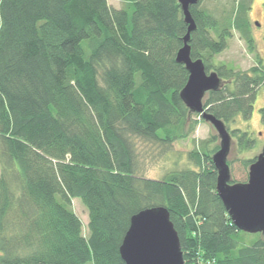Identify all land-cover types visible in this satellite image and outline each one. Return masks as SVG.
Segmentation results:
<instances>
[{
  "label": "trees",
  "instance_id": "trees-1",
  "mask_svg": "<svg viewBox=\"0 0 264 264\" xmlns=\"http://www.w3.org/2000/svg\"><path fill=\"white\" fill-rule=\"evenodd\" d=\"M223 4L190 6L189 42L193 59L223 80L204 107L229 129L252 117L264 61L247 70L213 62L233 30L256 50L253 0ZM187 31L179 0H0V264H126L131 217L158 205L170 211L186 264H264V238L244 244L217 192L219 142H197L194 166L140 174L138 142L170 146L190 136L195 116L205 121L180 95ZM230 131L239 150L255 148L248 131ZM74 198L88 210V235Z\"/></svg>",
  "mask_w": 264,
  "mask_h": 264
},
{
  "label": "water",
  "instance_id": "water-1",
  "mask_svg": "<svg viewBox=\"0 0 264 264\" xmlns=\"http://www.w3.org/2000/svg\"><path fill=\"white\" fill-rule=\"evenodd\" d=\"M199 1L179 0L188 31L176 59L185 64L189 71L188 81L180 95L192 112L201 114L217 131L219 148L212 156L217 170V192L234 225L247 233L259 232L264 238V147L249 166L248 180L232 182L228 161L233 135L223 120L204 107L207 92L219 89L223 80L217 71L207 72L202 58L193 59L191 55L189 41L197 24L190 6ZM120 253L126 264H186L178 231L171 220L169 209L163 205L147 207L131 217Z\"/></svg>",
  "mask_w": 264,
  "mask_h": 264
},
{
  "label": "rangeland",
  "instance_id": "rangeland-1",
  "mask_svg": "<svg viewBox=\"0 0 264 264\" xmlns=\"http://www.w3.org/2000/svg\"><path fill=\"white\" fill-rule=\"evenodd\" d=\"M109 3L120 8L124 4V0H108ZM228 0H205L209 8L219 12L224 8V4ZM232 1V0H229ZM227 7L229 4H225ZM251 32L256 42V50L251 52L245 40L241 37L238 30H233L232 36L229 38L227 48L213 58L215 64H227L228 67L236 70H247L257 63V56H260L264 61V0H253L250 10ZM264 107V85L259 89L255 109L250 119L246 120L241 116H237L229 123V129L240 128L248 131L256 141L255 148L241 151L237 145V138L232 137L231 151L229 159L232 160L231 172L232 177L236 181H247L249 174V166L244 163L245 159L252 158L258 155L264 147V124L261 119L260 108ZM197 120L195 130L189 137L178 139L170 146H162L161 144H145L138 142L140 152V174L152 178H162L163 175L171 170L181 169L188 166H194V161L189 153L196 147L200 140H208L209 147H213L219 142L211 140L213 135L217 134L214 126L200 119V116H195ZM217 142V143H216ZM73 209L83 222V232L85 235L88 231V210L79 198L72 200ZM259 236L257 233H247L243 235L244 244L251 243ZM1 254V252H0Z\"/></svg>",
  "mask_w": 264,
  "mask_h": 264
}]
</instances>
